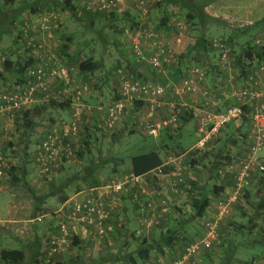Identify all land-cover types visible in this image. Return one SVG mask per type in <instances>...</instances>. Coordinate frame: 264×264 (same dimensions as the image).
<instances>
[{
    "label": "built area",
    "instance_id": "1",
    "mask_svg": "<svg viewBox=\"0 0 264 264\" xmlns=\"http://www.w3.org/2000/svg\"><path fill=\"white\" fill-rule=\"evenodd\" d=\"M75 1V0H74ZM79 7L98 14L124 13L130 5L138 16V27L132 30L125 29L121 34V42L129 44L135 62L155 73H166L175 62L178 49L184 41V24L176 9L172 12L170 22L175 26L173 42H168L165 37L146 24L149 14L148 0H77ZM63 12L56 6H44L35 14L27 12L12 27L20 51L26 60L31 59L32 65L24 67L27 83L21 86H12L10 90H0V132L6 138L14 132L15 116L33 109L39 103L69 102L71 113L65 114L66 118L59 117L45 129L35 131L37 136L33 152V167L38 180L47 185L60 166L74 156L73 142L80 132L85 113L96 112L101 116L102 124L99 127L107 134L119 130L122 122L126 103L133 108L135 102H140L145 109L142 127L144 133L151 138H158L163 129L176 126L180 121L183 109H193L196 112L197 149H203L207 142L215 136L220 128L230 122L249 119V132L246 137L245 147L242 146L236 165L229 164L227 172L233 174V187L227 196L215 200V211L209 210L200 218L202 222L201 237L184 246L181 255L167 264H199L200 251L209 249L218 237V223L226 215L231 214L232 204L243 192L250 177L264 171V61H253L252 68L242 79L241 87L225 88L216 98L211 97L209 91H203L201 98L189 104L185 98L189 95L196 96L200 93V85L206 80V69L199 65H191L180 76L177 82L160 85L143 78L135 79L128 75H121L119 94L121 99L111 104L91 107L83 102L90 97L87 85H78L70 78V72L56 55V50L61 46L58 37L63 32ZM141 20V21H140ZM174 22V23H173ZM253 46L261 48L264 45V29L252 41ZM211 48L218 53V73L226 75L232 81L231 49L222 39H214ZM5 54L0 53V72L6 61ZM239 74V70L237 72ZM60 86L58 92L54 88ZM236 104L218 109V105L229 101ZM167 108V117L154 121V114ZM262 152V153H261ZM182 155L168 156L164 165L172 164L169 171L164 172L158 167L149 172L160 179L158 185H152L146 175H135L132 172L122 177L106 180L96 188H90L70 197L59 210H54L49 215L62 218L57 222L55 232L46 236L44 263L60 254L74 238L85 239L89 235V255L97 257L106 248L115 247L111 233L110 219L121 207L122 192L129 188L138 187L147 195L143 204V213L139 220L137 235L148 231L161 224L171 205L183 206V189L179 187L184 182L182 178ZM9 160L2 153L0 143V194L4 190L13 193L15 188H8ZM186 185V184H185ZM23 190V189H22ZM24 205H16L9 211V220L0 216V225L6 226L17 237L26 234L27 225L41 221L44 216L29 217L32 205L29 199L21 194L17 195ZM24 199V200H23ZM28 200V201H26ZM156 204L159 205L158 210ZM27 219V220H26ZM3 264V263H0ZM106 264H113L107 262ZM164 264V263H162Z\"/></svg>",
    "mask_w": 264,
    "mask_h": 264
},
{
    "label": "rangeland",
    "instance_id": "2",
    "mask_svg": "<svg viewBox=\"0 0 264 264\" xmlns=\"http://www.w3.org/2000/svg\"><path fill=\"white\" fill-rule=\"evenodd\" d=\"M51 0H48V2ZM57 10H60V4L64 0H54ZM15 2V3H14ZM14 2L10 3L8 6L6 5L5 0H0V52L3 54L6 52H9L8 56H6V66L12 67L16 66L17 64L24 63V61L15 53V50H13V37H12V29L11 27H8L7 18L10 16V10L14 6L18 5L19 3H23L24 7H43V3L47 2V0H15ZM219 3L217 5V8L214 10L208 12L216 13V17H219L220 19L224 20L229 26L228 30H223L221 28H213L212 29V40L214 39H222L225 41H229V38L231 37L233 39V43H230L233 52H231V65L232 70L230 71L231 76L233 78H244L241 74H237L238 67L236 65L237 57L240 56L238 47L240 45L249 43L253 41L255 38H257L264 29V0H217ZM14 3V4H13ZM157 0H148V9L149 14L146 20V24H150L153 27H156L157 25L161 24V18L162 14L159 10V8L156 6ZM211 6V5H210ZM208 6V7H210ZM22 8V7H21ZM33 8V9H34ZM26 9V10H27ZM207 11V10H206ZM126 12L134 13L136 12L133 10V6L130 5L129 9L126 10ZM64 19H63V32L62 34H69L71 32V29L74 27H80L77 29V32L75 33L77 36V40L75 41V45H73L70 50L76 51L77 48L80 49V52H73L72 55H69L66 57L62 53H58V57L60 60L63 61V59L69 60L68 63H64L67 67L68 71L70 69L77 70V66L80 62H83L84 60L88 58H92L93 60L97 61L99 59L103 62V67L95 74V78H91L90 76L86 75L82 80H80V83H77L78 81V73L70 72V78L73 79L78 85H87L89 87V92L91 93V96L89 97L91 100H95L97 105L99 103H103L104 105L111 104L112 101H114L115 97L118 95L119 90V82H120V76L121 75H128L133 78H144L145 80L158 83L160 85L169 84L171 82H177L178 79L174 80L176 77L171 75V72L173 70V67L169 68V70L164 73H155L148 67L144 65L137 66L135 63V59L132 56V53L130 51L129 44L125 41V43H120L119 40L121 39V34L125 29H128L132 26L131 21L127 20V17H121L117 16L114 17L115 19H112L111 21L99 19L96 17H93V23L91 27H87V23H80L76 22V20L70 19L67 13H63ZM185 16H181V21L183 22ZM20 20H17V22H20ZM141 21V20H140ZM185 21V20H184ZM139 22V21H138ZM186 22V21H185ZM261 22L260 26L253 27L254 24ZM174 23V22H173ZM241 27H252L250 31L247 32V34L242 37L237 31V29ZM185 28V27H184ZM172 29V28H171ZM72 33V32H71ZM166 34L165 39L172 43L173 38L175 36V26L174 29L171 31V33L168 31ZM194 32L192 28L186 23V28L184 32V41L182 46L178 49V55L183 54L186 49L193 43L194 41ZM121 41V40H120ZM62 44H64V41H60ZM84 42H87V46L83 45ZM77 44V45H76ZM61 48V47H60ZM11 52V53H10ZM211 62L215 61L217 62V55L216 53L209 56ZM214 62V63H215ZM211 65V64H209ZM189 66V65H188ZM214 72V71H212ZM77 74V75H76ZM237 75V76H235ZM6 82L2 81L3 83H7L9 87L12 86V84H15V86H21L23 82H25V71L21 72L20 70L15 71L12 74H5ZM225 77L223 75L214 72L212 75H208L206 78V81H204L200 85V95L203 93V91H209L211 93V97L216 98L219 96V92L225 89L226 87V81L224 80ZM18 79V80H17ZM226 79H228L226 77ZM210 80V81H209ZM235 80V79H234ZM82 81V83H81ZM208 82V83H207ZM232 83V81L230 82ZM233 88V87H232ZM87 98V99H89ZM87 101V100H86ZM86 101L83 102L84 105H86ZM135 106V105H134ZM37 108H40V105L36 106ZM92 107V106H91ZM35 108V107H34ZM136 108H138L136 110ZM35 109L32 111L34 112ZM145 110V109H144ZM56 109H54L51 112H55ZM32 112V113H33ZM146 112V111H145ZM144 112V113H145ZM51 115V114H50ZM47 115V116H50ZM47 116L45 114L39 116L40 121H47ZM36 119V118H35ZM83 122L81 126L79 136L77 137V142L73 146L74 156L70 158L69 160H66L63 163L62 169H58L57 172L52 176L53 183L55 185H60L64 180L71 177L73 173L83 171L82 162H80L77 157H75V153L77 149L80 148L82 141L84 139H88L90 141V154L92 157H97L100 159V157H106L108 155L112 157H117V160L115 162L117 168L120 167L123 170L122 174H126V170L128 168L126 167L130 163V159L132 156L144 153L148 151V147L152 145V142L155 141V139L148 137L143 130L142 122L144 121V115L142 114V109L140 110L139 107H133L130 108V105L128 104V108L125 109V114L123 117L122 122L119 124V130L116 131L118 134H107L103 132L99 127L102 124L101 116H99L96 112L93 113H85L83 117ZM180 123H178L176 126H170L167 128L168 135L173 136L172 138L167 137L166 143H169V148H166V150L169 152L167 154H171L170 156H178L183 154V157L181 159V166H182V178L185 183L192 180V178L197 174L198 170H201V165L203 156L206 153H209L210 158L214 156V149L216 150L217 147L220 145V141L223 136L227 133V129L225 128L221 130L222 132L217 133L215 136H213L205 145L203 149H197L193 145H195L196 141L198 140L195 136L194 129L195 125L194 122L191 121V123L188 125V129L191 131H178L177 127ZM196 124V123H195ZM187 129V128H186ZM197 129V126H196ZM185 130V129H184ZM178 131V133H177ZM115 132V133H116ZM175 132V134H174ZM177 133V134H176ZM188 133V134H187ZM36 134V133H35ZM37 136V134L35 135ZM33 139L32 144L29 146V151L31 152V162L33 157V152L35 148V144L38 143L35 139ZM9 137V138H8ZM7 138L9 141H16V136H13V134L9 135ZM241 139V137H238ZM159 139V138H157ZM8 141V140H7ZM159 141V140H158ZM226 147H223V151L226 152V154L229 153L230 159L224 161L225 168H228L229 164L236 165L237 157L240 156L243 148L245 147V143L242 140L234 141L231 143H226ZM221 151V150H220ZM262 153V152H261ZM264 153V149H263ZM166 154V155H167ZM9 158L11 157L16 165L22 163V157L20 154H12L11 150L8 151ZM84 156V155H83ZM168 157V156H167ZM29 160V159H28ZM30 161L26 162V178L29 184L31 185L34 190H36L38 193L42 192L43 190L47 189L44 185L41 183L40 180H38L36 174L34 173L35 170L34 167L31 165ZM123 162V164H122ZM205 162V161H204ZM263 164H264V157H263ZM121 165V166H120ZM117 171V170H116ZM115 172H110L109 167L107 168L105 165L102 166L100 171L95 175L96 180L103 183L108 179H113ZM257 177L252 178L248 181L246 184V191L248 192V198L249 201L245 200L244 195L241 193L238 196V200L235 201L232 204V212L229 215L224 216L218 223V237L217 240L213 243V245L209 249H205L200 251L198 254L199 257V264H217L219 262V257L223 253V249L225 247H229L231 243H236L241 241V245L237 248L235 256L241 260L240 263L246 262L249 257H254L255 262L260 263L264 259V244H254L256 233L259 231L261 226L264 228V212L261 211L259 214H256L257 210L254 208V204L258 203L259 200L262 201V198L264 196V181H259V178L262 177L264 179V171L256 173ZM254 175V176H256ZM231 182V185L230 183ZM234 177L233 174L227 171L222 172L221 177L216 179V181L211 182V185L215 184L218 189L222 190L225 187H229L230 189L233 185ZM49 184V183H47ZM88 183L86 181H80L76 180L68 184L66 192L62 193L61 191H56L53 196L48 198L46 200V206L48 207V210H46V213L48 215L44 216L41 221L36 222L37 228L41 227L44 221H48L50 218L52 219L53 215H49V213H52L57 207H60L59 199L62 198L63 194H66L67 197H71L79 190L88 189ZM49 189V188H48ZM133 190V189H132ZM225 192V190H224ZM23 195L24 198L29 199V195L27 190H22V188H15L13 190V193H11L8 190H4L0 194V216L4 217L5 220H9L7 214V210L10 207L11 209H15L16 205H24L26 202L23 201L20 198H17V195ZM219 196V195H218ZM217 196V197H218ZM31 200V198H30ZM28 201V200H26ZM129 203V201H126V204ZM143 203V201L141 202ZM11 205V206H8ZM125 204V202H124ZM139 207V204H138ZM185 212L189 209L188 206L185 205ZM178 209L173 210V213L170 216L168 214V217L163 221L161 227L164 230H167L168 228H175L177 230V235L181 239V244L175 243L172 246L165 247L162 255L165 254L161 260H158L157 255L154 253L150 257V264H167L171 262L174 258H170V249H173L175 251H181L183 249V243L189 244L191 242H194L198 240L202 235V227L200 224L201 219L195 218L194 220H186L188 218L186 213H183L180 208L182 206H178ZM126 209H124L125 211ZM130 208H127V212L125 216L121 220L115 218L112 219L109 223L113 227L114 231V243L116 244L115 247H121L123 248L124 252H132L135 250L139 243V239H136L132 236V233H136L137 230H139V223L137 222L136 216H141L140 213L136 214L135 212L131 211L129 212ZM139 209H137L138 211ZM210 212L215 211V203H211V206L209 207ZM140 212V211H138ZM166 214L164 215V217ZM248 216L252 217L253 224H257L255 228H252L251 235L248 236H237L235 235L234 226H238L240 222L245 225H250L248 222L249 218ZM121 217V216H119ZM50 219V220H51ZM186 220V221H185ZM184 221V222H183ZM138 223V224H137ZM234 225V226H233ZM3 228V229H2ZM0 228V252L4 249H17V250H23L25 259L23 264H32V261L28 260V256L30 254V251L23 246L19 245L18 242L14 241L12 237L14 236L13 233L9 230L8 227H2ZM43 229V228H40ZM45 229V228H44ZM245 230V228H242ZM154 228L149 229L148 231H143L141 234H139V238L146 237L151 238V236L154 233ZM157 233V232H156ZM223 240L225 241L224 245H221V242ZM84 248L80 244L78 246H72L70 245L68 248L64 250V255H66V261H68L70 258L78 257H84ZM166 249V250H165ZM87 250V249H86ZM208 253H211L212 257H206L205 255ZM179 257V256H178ZM59 261L58 259L54 260L56 263ZM36 262V263H35ZM33 264H40V262L35 261ZM52 261L51 264L54 263ZM62 263L64 261H61Z\"/></svg>",
    "mask_w": 264,
    "mask_h": 264
},
{
    "label": "trees",
    "instance_id": "3",
    "mask_svg": "<svg viewBox=\"0 0 264 264\" xmlns=\"http://www.w3.org/2000/svg\"><path fill=\"white\" fill-rule=\"evenodd\" d=\"M15 0H5L6 5L8 6L10 3L14 2ZM48 2V0H47ZM217 0H157L156 6L159 8L162 18H161V24L154 27V30L158 33H160L161 36H163L165 33H163V29H173V25L170 22L172 12H170V9H176L178 11V14L181 18V16H185L183 24L186 28V23L192 28L195 36L193 43L186 49V51L183 54H180L176 56L175 62L172 66L173 70L171 72V75L175 76L176 79L180 78L182 73L191 65H199L206 69V77L208 75H212L214 72L218 71V57L217 62L209 61L210 55L216 53L218 56V53L215 49L211 48L210 44L212 41V29L213 28H221L223 30H228L229 26H227L226 22L219 17H215L211 14H209L206 11V8L213 3H216ZM15 3V2H14ZM13 3V4H14ZM45 6L48 5H56L54 0L49 1L48 3H43ZM43 5V6H44ZM25 5L23 3H19L18 5L14 6L10 10V16L7 18V25L8 27H13L15 23H17V20L23 19L26 16L27 12H30L32 14L36 13L37 7H24ZM22 7V8H21ZM40 7V6H39ZM34 8V9H33ZM60 8L63 13H67L70 19L76 20V22L87 23V27H91L93 23V17L104 19L111 21L112 19H115L114 17H127V20L131 21L132 26L128 28L129 30H132L134 28L138 27V16L134 13L125 12V13H116L113 12L111 15L109 14H98L91 11H86V9L79 7V2L77 0H64L60 4ZM27 9V10H26ZM264 22V21H263ZM261 22H258L253 25V27L260 26ZM80 27H75V32L69 33L67 35L63 34L61 40L64 41V44L61 42V48L59 47L58 50L62 51V54L66 57L68 56V51L72 48L75 42V39L77 40L76 32L77 29ZM252 27H241L237 29L236 32L240 34V36L244 37L248 31H250ZM13 37V45L15 50V53L24 61V66L20 62L16 66L7 67L6 61L3 64V70L0 72V81H5V74H12L17 70H20L21 72L24 71V67L27 65H32L31 59L26 60L24 58L23 53L20 52V49L18 48V41L16 39L15 34L12 32ZM225 41V40H224ZM226 44L230 47L231 52H233V49L230 45V43H233V39L230 37L229 41H225ZM87 42H84L83 45L87 46ZM77 45V44H76ZM238 51L240 56L237 57L236 65L239 70V75L245 76L248 73V70L252 68L253 61L261 62L264 61V45L261 48H257L253 46L252 41L249 43H245L240 45L238 47ZM73 52H80V49L77 48L76 51ZM9 53V52H8ZM8 53L6 52L5 55L8 56ZM3 55V53L1 52ZM59 58V57H58ZM60 60V58H59ZM61 61V60H60ZM215 62V63H214ZM138 64V63H134ZM211 64V65H209ZM189 65V66H188ZM103 67V62L101 59L95 61L92 58H88L84 60L83 62H80L77 66V73L79 75L83 76H95L97 72ZM147 67V66H146ZM23 68V69H22ZM168 69L166 70V72ZM214 71V72H212ZM218 73V72H217ZM139 79V78H135ZM18 80V79H17ZM27 83V80L23 82L22 85H25ZM83 85V84H81ZM62 88L60 86L54 88L55 92L60 91ZM118 90V95L115 97L114 101H118L121 99L120 94ZM112 101L111 103H113ZM104 105L103 103H101ZM140 102H135V106H140ZM69 102H50L49 104L41 105L40 108H33L35 109L34 112L33 109L26 111L18 116H15V129L14 132L11 133L13 136H16V141H9V139L5 138L0 141L2 145V153L5 157H7L9 160L10 167L8 168V188H22L23 190H27L28 195L31 198L33 209H32V216H46L48 213H46V210H48V207L46 206V200L53 196L56 191H61L62 193L66 192L68 184H70L73 181L80 180V181H86L88 183V189L90 188H96L98 187L101 182L96 180L95 175L100 171L102 166L109 167L110 172L114 173L115 176L118 175L117 171L120 167L117 168L115 162L117 160V157H112L110 155L106 157H92L90 154V141L88 139H84L82 141V144L79 149H77L75 153V157H77L80 162H82V169L81 173L75 172L73 175L66 180H64L60 185H55L53 183V179L49 184H47L45 187L47 189L43 190L42 192L38 193L34 188L31 187L29 182L26 178V162L31 160V152L29 151V146L32 144L35 131L38 128L39 124H42V122L39 120V116L43 114H47L48 112L56 110H65L69 109ZM128 107V104H126V108ZM125 108V109H126ZM33 112V113H32ZM36 118V119H35ZM183 118L180 116V121ZM48 121V120H47ZM54 122V121H53ZM52 122V123H53ZM50 123V124H52ZM249 119L248 118H242L240 121L230 122L224 125L218 133L222 132L225 128L227 129V133L225 136L222 137L220 141V145L217 147V149L213 151L214 156L210 158L209 153H206L201 160V170L197 171V174L190 180L189 182L180 183L179 187L183 189V196H184V203L181 209L183 213H186L188 218L186 220H194L195 218H201L206 211H208L209 207L211 206L212 198L214 197V202L219 197L227 196V192L224 189H218V187L213 184L211 185V182L216 181L219 177H221L222 172L226 171L224 161L230 159L229 153L226 154V152L223 151V147H226V143H231L234 141L243 140L244 143L246 141V137L248 134V130H245L246 128H249ZM178 131L180 130V127H177ZM81 130V129H80ZM80 133V132H79ZM78 133V134H79ZM10 134V135H11ZM118 134V132L114 133ZM113 135V134H111ZM79 136V135H78ZM77 136V137H78ZM169 138H172L173 136L169 135ZM238 137H241L239 139ZM33 138V139H32ZM159 138V137H158ZM157 139V138H156ZM8 140V141H7ZM77 142V138L74 142V144ZM72 144V146H74ZM169 143L164 144V149L169 148ZM11 150V153L14 154H20L22 157V163L16 165L15 161L8 156V151ZM221 150V151H220ZM84 155V156H83ZM29 159V160H28ZM205 161V162H204ZM31 165L33 166V161L31 162ZM123 163V162H122ZM130 165L131 168L127 170L126 173L132 172L135 175H146V178L150 181L152 185H158L160 182V179L156 176L149 174V172L153 169H156L158 167H162L164 172H167L172 167V164L164 165V156H161L158 150L155 149H149L147 152L132 156L130 159ZM121 166V165H120ZM34 169V168H33ZM256 174H253L250 177V180L254 177ZM122 177V176H121ZM118 178V177H117ZM111 180V179H108ZM107 180V181H108ZM259 181H264V179L259 178ZM186 184V185H185ZM234 184V182H233ZM233 186V185H232ZM49 188V189H48ZM134 188V187H133ZM246 188V187H245ZM244 188L242 194L245 197L246 201H249L248 198V192ZM79 192L80 190L77 189ZM219 195V196H218ZM218 196V197H217ZM69 197H67L66 194H63L62 198L59 199V204H64ZM239 198H237L238 200ZM236 200V201H237ZM185 205L188 206L189 209H187L185 212ZM58 208V207H57ZM255 210H257L256 214H259L261 211L264 212V196L262 198V201L259 200L258 203L254 204ZM234 210V209H233ZM49 211V210H48ZM143 211V210H142ZM178 211L179 208H178ZM50 214V213H49ZM249 220L248 222L250 225H245L240 222L238 226H234L235 235L239 236H248L252 233V228H255L257 224H253L252 217L248 216ZM185 220V221H186ZM164 221V219H163ZM163 221L160 225L157 227H153L154 233L151 238L142 237L139 238V236L135 233H132V236L136 239H139V243L135 250L132 252L123 255V259L119 258L117 254H120L121 247L114 248L111 246V248H106V253L104 254V258L100 260L101 258L95 259V262L99 264L101 261L104 262H111L113 264H118L117 262H122L125 264H150V257L155 254H161L164 250V248L172 246L175 241L179 244H181V239L177 235V230L175 228H168L165 232H163V229L161 227ZM184 222V221H183ZM201 227L202 222L200 221ZM0 228L1 225H0ZM242 228H245L243 230ZM3 229V228H2ZM113 229V227H112ZM152 229V228H151ZM157 232V233H156ZM114 231L112 230V239ZM254 244H264V228L261 226L259 231L256 233ZM226 240L220 241L221 245L225 244ZM21 244V242L17 241ZM81 240L76 237L72 241V246H78L80 244ZM114 242V240H113ZM29 244V243H27ZM116 246V244H114ZM186 243H183V246H185ZM241 245L240 242L231 243V245L228 247H225L223 249V253L219 257V262L217 264H264V259L260 263L255 262L254 257H249L246 262H241L236 254L237 248ZM26 247V246H25ZM24 247V248H25ZM26 249V248H25ZM123 249V248H122ZM116 254V255H115ZM206 257H212L213 255L211 253H208L205 255ZM25 259L24 251L23 250H17V249H4L0 252V263L3 264H23ZM92 259V258H90ZM90 259H82L74 258L70 259L68 261H64L63 263L61 261L54 262L53 258L51 261L47 264H51L52 261L53 264H91L93 261ZM175 260V259H173ZM45 264V263H44ZM153 264V263H152Z\"/></svg>",
    "mask_w": 264,
    "mask_h": 264
},
{
    "label": "crops",
    "instance_id": "4",
    "mask_svg": "<svg viewBox=\"0 0 264 264\" xmlns=\"http://www.w3.org/2000/svg\"><path fill=\"white\" fill-rule=\"evenodd\" d=\"M219 3L218 2H216V3H213L210 7H207L206 8V10H207V12H210V11H212V10H214L215 8H217V5H218ZM45 6V5H44ZM43 6V7H44ZM49 6V5H48ZM43 7H37V8H35L36 9V13L37 12H39V11H41L42 9H43ZM149 8V7H148ZM216 10V9H215ZM31 12V11H30ZM211 15H213V16H217L216 15V13H211ZM64 30V29H63ZM75 28L73 27L72 29H71V32H75ZM173 29H167V30H165V29H163L162 31H163V33H167L168 31L171 33V31H172ZM70 32V33H71ZM62 36H63V34H61L60 36H58L60 39L62 38ZM163 37H166V34H164L163 35ZM75 41H76V39H75ZM119 42L121 43V41L119 40ZM75 43V42H74ZM18 48L20 49L21 47H20V45H18ZM73 48V47H72ZM73 51L74 50H69L68 52L70 53L69 55H72V53H73ZM21 52V51H20ZM1 53V52H0ZM8 53V52H7ZM11 53V52H10ZM58 53H62V51L61 50H56V55H57V57H58ZM9 54V53H8ZM68 61L69 60H67V58H66V60L65 59H63V61L61 60V62L62 63H68ZM23 65L22 66H24L25 64L24 63H22ZM69 64V63H68ZM139 65H141V64H137V66H139ZM23 69V68H22ZM69 71H71V72H75L76 71V68L75 69H70ZM220 74V73H219ZM238 74V73H237ZM77 75V74H76ZM222 75V74H221ZM78 76V81H77V83H80V80H82L85 76H83V75H77ZM235 76H237V75H235ZM92 79L93 78H95V77H93V76H90ZM223 77H225L224 78V80L226 81V88H235V89H237V88H239V87H241V84H242V78H240V79H238L237 77L236 78H233V77H231L233 80H232V83H230L231 81H229V78L228 79H226V75H223ZM207 78V77H206ZM144 79V78H143ZM235 79V80H234ZM179 80V79H178ZM206 81V80H205ZM210 81V80H209ZM6 82V81H5ZM81 83H82V81H81ZM208 83V82H207ZM12 86H15V84H12ZM11 86V87H12ZM11 87H9V85L7 84V83H3L2 81H0V90H5V91H8V90H10L11 89ZM91 96V95H90ZM201 98V95H200V93H198L196 96H194V95H189V96H187L186 98H185V101L186 102H188L190 105L191 104H193L194 103V101L196 102V101H198L199 99ZM87 100V101H86ZM85 101L87 102L86 103V105H88V106H92V107H94V106H96L97 105V103H96V101L95 100H91L90 98L89 99H86ZM126 104H129V103H126ZM233 104H236V101H234L233 99L232 100H229V101H226V102H224V103H222V104H220V105H218V109H224L226 106H228V105H233ZM38 105H45V104H41V103H39ZM37 106V105H36ZM35 106V107H36ZM69 107V109H65V110H56L54 113L53 112H48L47 114H45L46 116L47 115H50V116H47V120L48 121H41L42 122V124H39V126H38V128L36 129V130H38V129H40V130H42V129H45L50 123H52L55 119H57V118H59V117H62V118H66L67 119V116H65V114H67V113H71V105H69L68 106ZM135 107V106H134ZM139 107V109L141 110L142 109V114L144 115V112H145V110H144V107L142 106V105H140V106H138ZM128 108V107H127ZM131 108V107H130ZM138 108H136V110H137ZM167 108H162V109H160V110H158L155 114H154V117H153V120L154 121H159V120H161V119H164V118H166L167 117ZM181 117L183 118V120L181 119V123L179 124V126H180V133H182V131L184 132V131H191L190 129H188V125L191 123V121H193L194 122V127H195V129H194V134L196 133V126H197V118H196V112L193 110V109H187V108H185V109H183V111H182V114H181ZM196 123V124H195ZM187 128V129H186ZM185 129V130H184ZM245 130H249L248 128H246ZM168 130H167V128H165V129H163L162 131H161V133H160V136H159V139H155V141H153L152 142V145H150L149 147H148V150L149 149H155V150H158V152L160 153V155L161 156H164V164L166 163V160H167V156H170L171 154H167V153H169L166 149H164V144H166V139H168L167 137V135H168V133L169 132H167ZM177 133H178V131H177ZM176 133V134H177ZM3 134L4 133H2V132H0V141L2 140V139H5L4 138V136H3ZM174 134H175V132H174ZM188 134V133H187ZM36 135V134H35ZM196 135V134H195ZM9 135H7L6 136V138L8 137ZM9 138V137H8ZM7 138V139H8ZM159 140V141H158ZM167 154V155H166ZM182 155V157H183V154H181ZM123 164V163H122ZM62 166H63V164L60 166V168L59 169H62ZM128 169H130L131 168V165H130V163H129V165H127L126 166ZM122 168H119L118 170H117V173H118V175H117V177L119 178V177H121V176H123V174H122V172H123V170H121ZM127 171V170H126ZM57 175H59L58 174V172L56 173ZM256 174V173H255ZM114 178V177H113ZM230 183V185H231V182H229ZM233 187V186H232ZM231 187V188H232ZM229 187H225L224 188V190L225 191H228V190H230V189H228ZM133 189V190H132ZM85 190H87V189H83V190H80V192H83V191H85ZM78 192H76V193H74V195L75 194H77ZM72 197V196H71ZM146 199H147V195L146 194H144V193H142L141 192V190H140V188H138L137 186L136 187H132V188H129L127 191H124V192H122V195H121V207H120V209L113 215V217L110 219V221L112 220V219H115V218H117V219H119V220H121L122 218H123V216H125V214L127 213L128 214V212H127V208L129 207L130 208V210L131 211H133V212H135L136 214H138V213H140L141 215H142V213H143V204H144V202L146 201ZM29 200H30V197H29ZM31 201V200H30ZM126 201H129V203H127L126 204ZM143 201V203H141ZM124 202H125V204H124ZM214 202V197L212 198V201H211V203H213ZM215 203V202H214ZM65 204V203H64ZM138 204H139V207H138ZM31 205H32V209H33V204H32V201H31ZM8 206H11V205H9L8 204ZM61 206H63V204H61ZM61 206L60 207H58L57 208V210H59L60 208H61ZM156 209L158 210V208H159V205L158 204H156ZM124 209H126L125 211H124ZM137 209H139L138 211H140V212H138L137 211ZM177 210L178 209V206H176V205H171V207L169 208V210H168V212L167 213H164L163 214V217H164V215L166 214V216L164 217V220L168 217V214H169V216H170V213H171V215H172V213H173V210ZM56 210V209H55ZM56 210V211H57ZM130 210H129V212H130ZM209 210V209H208ZM9 211H11V208L9 207L8 208V210H7V214H9ZM29 217H31V218H28V219H32L34 216H32V210H31V213L29 212ZM44 216V215H43ZM119 216H121V217H119ZM36 217V216H35ZM140 215L139 216H136V218H138L137 219V222L139 223V220H140ZM2 218H4V217H2ZM51 219V218H50ZM48 220V221H44L43 222V224H42V226L41 227H39V228H37V226H36V223H32V224H28L27 225V230H26V234H25V236H23V237H17V236H13L12 237V239L14 240V241H19V242H21V244L19 243V245H21V246H23V247H25V248H27L29 251H30V254H29V258H28V260L29 261H32L33 263L37 260V262H40V264H44V260H45V252H44V250H47V247H46V245H45V239H46V236H49L50 234H52V233H54L55 232V226H56V224H57V222H59V221H62V218H58V217H54V218H52L51 220ZM27 220V219H26ZM109 221V222H110ZM137 223V224H138ZM110 224V223H109ZM111 225V224H110ZM139 225V224H138ZM1 227H6V226H1ZM40 228H43V229H40ZM45 228V229H44ZM203 228V227H202ZM201 228V229H202ZM164 231H166V230H164ZM112 236V235H111ZM83 237L85 238V239H83V240H81V242H80V245L81 246H83V247H85L84 248V253L83 254H85L84 255V257H80L81 258V260L83 259H90V258H92V259H90V260H92L93 262L91 263V264H97L96 262H95V259L97 260L98 258H101L100 260H102L104 257V254L106 253V251H102V254L101 255H98L97 257H93V256H91V255H89L88 254V252H89V250H90V244H92V242L93 241H89L88 239H90L91 237L89 236V235H83ZM75 239V238H74ZM73 239V240H74ZM27 243H29V244H27ZM70 245H72V242L69 244V246ZM68 246V247H69ZM68 247H66V248H68ZM65 248V249H66ZM184 248V247H183ZM64 249V250H65ZM87 249V250H86ZM64 250L60 253V254H58V255H56V256H54L53 257V260H56V259H58L59 261H66V255H64ZM166 250V249H165ZM170 251V258H174V259H176V258H178V256H180L181 255V253H182V251H183V249L181 250V251H175V250H173V249H170L169 250ZM129 252H124L123 251V249H121V251H120V254H117L118 256H119V258L118 259H120V258H122L123 259V255H126V254H128ZM116 255V254H115ZM157 255V257H158V260H161L162 259V257L165 255V254H156ZM77 258H79L78 256H76ZM75 257V258H76ZM70 259H74V258H70ZM69 259V260H70ZM102 261H104V260H102ZM102 261L99 263V264H106L107 262H104V263H102ZM32 263V264H33ZM36 263V262H35ZM118 264H125V263H122V262H117Z\"/></svg>",
    "mask_w": 264,
    "mask_h": 264
},
{
    "label": "clouds",
    "instance_id": "5",
    "mask_svg": "<svg viewBox=\"0 0 264 264\" xmlns=\"http://www.w3.org/2000/svg\"><path fill=\"white\" fill-rule=\"evenodd\" d=\"M125 13V12H124ZM154 139V138H153ZM156 139V138H155ZM194 146V145H193Z\"/></svg>",
    "mask_w": 264,
    "mask_h": 264
}]
</instances>
